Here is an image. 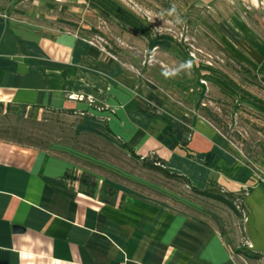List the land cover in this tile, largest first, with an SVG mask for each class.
Here are the masks:
<instances>
[{"label":"crops","instance_id":"1","mask_svg":"<svg viewBox=\"0 0 264 264\" xmlns=\"http://www.w3.org/2000/svg\"><path fill=\"white\" fill-rule=\"evenodd\" d=\"M16 1L0 0L1 105L86 113L191 188L249 191L240 232L220 230L156 202L104 198L71 178L67 160L0 138V264H264V184L245 152L188 104L137 83L99 44L21 20Z\"/></svg>","mask_w":264,"mask_h":264},{"label":"rangeland","instance_id":"2","mask_svg":"<svg viewBox=\"0 0 264 264\" xmlns=\"http://www.w3.org/2000/svg\"><path fill=\"white\" fill-rule=\"evenodd\" d=\"M14 5L17 11L10 12L21 20L99 44L137 83L204 115L255 163L262 183L264 0H17ZM187 61L190 69L182 67ZM0 138L67 160L71 178L94 185L104 198H140L209 218L220 230H241L239 197L234 203L241 215L199 195L185 179L143 166L86 113L49 110L32 116L0 104Z\"/></svg>","mask_w":264,"mask_h":264},{"label":"trees","instance_id":"3","mask_svg":"<svg viewBox=\"0 0 264 264\" xmlns=\"http://www.w3.org/2000/svg\"><path fill=\"white\" fill-rule=\"evenodd\" d=\"M244 71L248 72L247 69H244ZM201 90H202L201 91V93H202L204 91V87L202 85H201ZM141 161H142L143 166H145V167H147L149 169H152V170L161 172L162 174H164L167 177L184 179L180 175L170 173L164 167V161H162L161 159H159L157 157H153L152 159L143 158V159H141ZM192 189L196 193H198L199 195H201V196H204L206 198H210L212 200H216V201L221 202L222 204H224L225 206H227L228 208H230L231 210H233L235 212H236V207L234 205L235 198L236 197H239V198L243 199L245 193L249 191V189H247V190H241L240 193H239V195L235 196L233 194L221 192L219 190H216L215 188L198 190L195 187H192ZM253 256H257V255H253Z\"/></svg>","mask_w":264,"mask_h":264},{"label":"clouds","instance_id":"4","mask_svg":"<svg viewBox=\"0 0 264 264\" xmlns=\"http://www.w3.org/2000/svg\"><path fill=\"white\" fill-rule=\"evenodd\" d=\"M173 11H174V10H173ZM191 66H192V62H191V61H187L184 65H182V67H184V68H188V69H190Z\"/></svg>","mask_w":264,"mask_h":264},{"label":"built area","instance_id":"5","mask_svg":"<svg viewBox=\"0 0 264 264\" xmlns=\"http://www.w3.org/2000/svg\"><path fill=\"white\" fill-rule=\"evenodd\" d=\"M262 183H264V179H260Z\"/></svg>","mask_w":264,"mask_h":264},{"label":"water","instance_id":"6","mask_svg":"<svg viewBox=\"0 0 264 264\" xmlns=\"http://www.w3.org/2000/svg\"><path fill=\"white\" fill-rule=\"evenodd\" d=\"M16 229H17V230H19V229H20V227H16Z\"/></svg>","mask_w":264,"mask_h":264}]
</instances>
